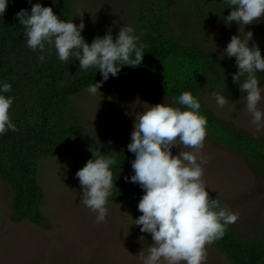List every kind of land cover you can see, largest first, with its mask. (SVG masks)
Returning a JSON list of instances; mask_svg holds the SVG:
<instances>
[{"label":"trees","instance_id":"obj_1","mask_svg":"<svg viewBox=\"0 0 264 264\" xmlns=\"http://www.w3.org/2000/svg\"><path fill=\"white\" fill-rule=\"evenodd\" d=\"M126 1L128 9L121 14L120 23L96 22L85 26L81 34L90 44L94 37H102L109 29L115 38L120 27L131 25L144 44L145 54L140 65L122 67L115 78L110 74L98 90L128 89L155 104L172 103L180 93L191 92L201 104L200 114L207 119L206 138L242 157L264 182V138L222 120L202 99L204 94L213 92L224 94L228 100L244 97L232 81V74L237 71L234 57L221 58L223 50L209 45V36L221 26L251 31L264 58V19L247 26L235 22L226 26L223 17L230 9L222 0ZM37 2L51 7L58 18L72 19L75 23L74 0H32L33 4ZM30 8L28 0H8L0 16V82L12 86L5 95L13 97L9 115L17 128L0 135V182L9 185L12 191V220L46 224L42 213L44 193L39 181L42 161L59 157L61 164L75 175L92 157V152L115 157L116 164L111 168L114 187L108 200L123 205L135 220L142 214L137 211V203L143 191L124 179L132 173L130 162L134 155L126 145L116 151L101 143L72 103L87 92L89 85L100 81L101 75L95 68L79 69L75 56L60 61L54 48H48L46 53L29 49L15 14ZM42 54L43 63L37 59ZM257 77L258 86L263 88L264 72L257 73ZM141 234L138 226H131L133 239L137 240ZM208 246L229 264H264V228L259 236L250 237L228 225L223 238Z\"/></svg>","mask_w":264,"mask_h":264},{"label":"clouds","instance_id":"obj_2","mask_svg":"<svg viewBox=\"0 0 264 264\" xmlns=\"http://www.w3.org/2000/svg\"><path fill=\"white\" fill-rule=\"evenodd\" d=\"M222 2L230 9L223 17L226 26L233 22L247 26L264 19V0ZM28 3L30 11L20 9L15 14L23 28L26 46L40 53L54 48L60 61L75 56L79 69H97L101 80L89 85L90 94L97 93L110 74L115 78L122 67L141 64L144 44L131 25L120 27L115 38L109 29L89 44L81 34L85 28L82 20L75 24L72 19L58 18L49 6L33 4L32 0ZM7 4L8 0H0V16ZM225 57H234L237 71L232 74V81L244 93L250 123L260 130L264 127V111L258 105L264 100V88L258 86L257 73L264 72V58L253 41V33L247 31L243 37L232 35L221 55ZM37 59L43 63L45 55ZM11 90L10 83L0 82V135L17 131L9 115L13 97L5 95ZM212 95L219 108L229 102L220 92ZM200 108L198 99L184 91L173 99L172 105L166 102L148 105L135 114L130 142L126 145L134 155L130 162L132 173L124 179L143 191L137 203V211L142 214L132 220V225L152 239L147 251L138 254L142 264H206V246L222 239L227 226L238 219L228 205L209 196L201 179V164L206 161L201 158L198 163L197 158L204 146L207 119L200 114ZM180 145L193 151L180 150L173 155L171 149ZM115 164V157L92 152V157L75 173L82 189L80 203L95 214L97 224L106 222V204L114 187L111 168Z\"/></svg>","mask_w":264,"mask_h":264},{"label":"rangeland","instance_id":"obj_3","mask_svg":"<svg viewBox=\"0 0 264 264\" xmlns=\"http://www.w3.org/2000/svg\"><path fill=\"white\" fill-rule=\"evenodd\" d=\"M74 2L75 24L82 20L85 26L96 22L118 24L121 14L128 9L126 0ZM244 31L239 28L238 33V28L221 26L218 32L209 36L207 43L222 51L232 35L242 37ZM202 99L222 120L264 138V127L257 130L250 123L244 99L229 100L223 108L217 106L212 94L206 93ZM72 103L88 130L116 151L130 142L135 114L155 104L128 89L119 92L98 90L94 95L87 91L74 98ZM168 104L172 105L171 102ZM258 107L264 111V100ZM180 150L193 151L183 145L171 149L173 155ZM201 158L206 161L201 164V179L206 191L238 214L236 222L229 226L245 236H259L264 228L262 179L242 157L206 137L198 163ZM39 181L44 193V226L14 222L11 188L0 182V264H142L138 254L147 251L152 239L147 233H142L137 240L131 237L132 219L123 205L108 200L106 222L95 223V214L80 203L82 189L78 178L61 164L59 157L40 163ZM206 251V264H229L216 249L206 246Z\"/></svg>","mask_w":264,"mask_h":264}]
</instances>
